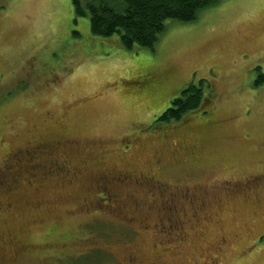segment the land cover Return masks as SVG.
<instances>
[{
    "label": "rangeland",
    "instance_id": "1",
    "mask_svg": "<svg viewBox=\"0 0 264 264\" xmlns=\"http://www.w3.org/2000/svg\"><path fill=\"white\" fill-rule=\"evenodd\" d=\"M166 24L127 51L72 0H0V264H264V0ZM200 79L204 112L157 120ZM37 146L75 175L28 183L13 154ZM119 170L152 177L116 187L114 217L97 181ZM171 205L181 241L159 221Z\"/></svg>",
    "mask_w": 264,
    "mask_h": 264
},
{
    "label": "trees",
    "instance_id": "2",
    "mask_svg": "<svg viewBox=\"0 0 264 264\" xmlns=\"http://www.w3.org/2000/svg\"><path fill=\"white\" fill-rule=\"evenodd\" d=\"M122 10L115 9L104 0L89 2L87 11L80 0H72L77 15L89 16V31L101 37L118 35V41L125 50H152L166 28L167 21L187 23L195 20L200 11L213 6L217 0H121ZM257 75L253 86L264 84V72L255 68ZM208 87L203 79L198 83H188L179 95L158 117V121H179L193 111L204 112V88Z\"/></svg>",
    "mask_w": 264,
    "mask_h": 264
},
{
    "label": "flooded vegetation",
    "instance_id": "3",
    "mask_svg": "<svg viewBox=\"0 0 264 264\" xmlns=\"http://www.w3.org/2000/svg\"><path fill=\"white\" fill-rule=\"evenodd\" d=\"M125 146V145H124ZM40 146H37V148H34L33 150H26L23 154H13V162L12 164L19 165V170L23 172V176L28 178L27 182L31 183V179L34 177H39L40 179H52L55 176H68V175H75V171L73 167L70 165L69 160L66 158H59V157H53L49 158V161H43L42 160V154L41 150L38 148ZM50 155V154H49ZM21 159H23L21 161ZM47 162V166H41L38 164L40 161ZM8 165L5 166V170L3 171L0 169V174H5L8 172ZM42 167H45V169H42ZM143 173H138L136 175L133 172L129 171H116V172H107L104 173L100 178L98 179L97 186L101 187L102 191H98L100 195H103V197L96 200V206L99 211H105L112 216H117V204L115 203V197L117 195L116 187L119 185H125L128 182L135 183L139 185L141 183L136 178H140L141 180H147V178H151L152 176H145ZM1 176V175H0ZM3 176H1L2 178ZM136 177V178H135ZM25 178V179H26ZM3 180L0 181V187L3 185ZM6 188H8L6 185H4ZM99 188V187H98ZM100 190V189H99ZM105 196V197H104ZM106 201V202H100V201ZM172 206L169 207L168 211L166 212L165 220H159L162 227L165 228V235H167L169 238L167 241L172 240H180L183 239V228L185 220L183 218H179L177 216H181L177 213V209L173 210ZM132 221L133 218H130ZM158 220V219H157ZM159 221L154 223V226H158ZM146 227V226H144ZM158 231V230H157ZM173 235V236H172ZM262 238L261 236H257L256 239ZM171 246V244H169ZM168 248V247H165ZM121 264H141L139 261H137L135 258H132L131 256L126 257L125 262H121Z\"/></svg>",
    "mask_w": 264,
    "mask_h": 264
}]
</instances>
